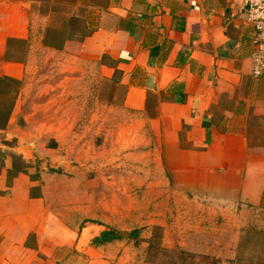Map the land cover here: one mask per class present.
I'll return each mask as SVG.
<instances>
[{
    "label": "crops",
    "instance_id": "obj_1",
    "mask_svg": "<svg viewBox=\"0 0 264 264\" xmlns=\"http://www.w3.org/2000/svg\"><path fill=\"white\" fill-rule=\"evenodd\" d=\"M245 2L0 0V264H130L32 174L55 150L41 144L77 136L97 80L118 112L147 118L176 191L264 229V73ZM86 192L72 184L69 199Z\"/></svg>",
    "mask_w": 264,
    "mask_h": 264
},
{
    "label": "rangeland",
    "instance_id": "obj_2",
    "mask_svg": "<svg viewBox=\"0 0 264 264\" xmlns=\"http://www.w3.org/2000/svg\"><path fill=\"white\" fill-rule=\"evenodd\" d=\"M92 87L90 111L78 96L80 114L89 118L74 129L77 136L41 144L55 150L31 160L32 174L61 200L60 213L67 217L73 209L85 218L80 227L86 220L122 232L130 264H264V229L235 224L227 205L221 212L212 203L199 208V197L176 191L164 160L154 155L147 118L118 112L112 84L97 80ZM72 184L86 186L87 195L70 201ZM134 229L137 238L129 235Z\"/></svg>",
    "mask_w": 264,
    "mask_h": 264
},
{
    "label": "built area",
    "instance_id": "obj_3",
    "mask_svg": "<svg viewBox=\"0 0 264 264\" xmlns=\"http://www.w3.org/2000/svg\"><path fill=\"white\" fill-rule=\"evenodd\" d=\"M246 12L256 35L253 40L252 73L261 76L264 73V0H246Z\"/></svg>",
    "mask_w": 264,
    "mask_h": 264
},
{
    "label": "trees",
    "instance_id": "obj_4",
    "mask_svg": "<svg viewBox=\"0 0 264 264\" xmlns=\"http://www.w3.org/2000/svg\"><path fill=\"white\" fill-rule=\"evenodd\" d=\"M129 235L133 238H137L139 236V230L134 229L129 232ZM124 237V234L116 229L107 228L103 230L99 236L93 239V243L96 245L105 244L114 240H119Z\"/></svg>",
    "mask_w": 264,
    "mask_h": 264
}]
</instances>
